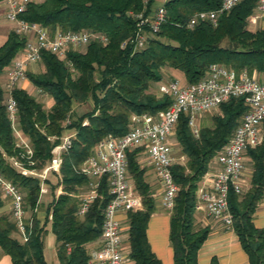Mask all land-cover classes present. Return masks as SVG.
<instances>
[{"label": "trees", "instance_id": "1", "mask_svg": "<svg viewBox=\"0 0 264 264\" xmlns=\"http://www.w3.org/2000/svg\"><path fill=\"white\" fill-rule=\"evenodd\" d=\"M218 2L166 1L164 22L140 49H133L129 42L136 30L133 15L147 12L153 0H148L145 5L141 0L26 2L24 10L17 15L22 20L37 22L51 31L56 28L62 31L85 29L102 34L106 41L90 40L81 51L66 50L63 58L41 51L42 72H26L25 77L36 90L52 99L48 110L24 89L15 87L12 90L16 126L31 147L33 167H41L49 158V150L58 142L63 129L74 130L68 150L61 155L60 178L55 184L46 180L50 192L56 185L61 189L56 195L52 193L42 220L35 214L39 180L20 174L6 158L15 156L25 161L20 157L22 150L14 145L0 86V174L19 188L23 207L29 212L25 238L21 241L14 236L18 232L9 214L0 213V250L9 256L11 264H47L42 251L47 230L54 236L58 264H87V250L92 243L97 245L102 212L109 196L102 178L98 196L82 215H78L76 195L86 188L88 178L76 173L75 167L105 135L123 134L128 129L130 115L154 113L168 106L167 95L156 99L147 92L151 83L161 81L165 68L181 72L186 84L201 78L211 63L222 64L234 71L244 69L249 76L264 74V16L260 26L254 30L247 28L254 0L240 1L217 16L214 25L203 21L192 27L186 26L194 12L215 9ZM24 42V36L8 31L0 45V73ZM87 99L91 100V109L63 124L68 120L71 103ZM218 108V114L210 118L211 125L200 127L196 138L184 115L179 116L173 128L179 153L185 157V164L171 166L177 186L169 210L168 228L173 264H197V250L208 233L206 227L195 228L193 223L197 183L247 107L241 98H231ZM52 136L55 138L52 141L47 139ZM246 153L252 167L249 187L243 194L228 193L231 228L247 256V264H264V228L255 227L251 220L264 189V124L261 142L248 148ZM137 154V149L127 152V170L141 196L142 210L125 213L127 258L133 264H161L146 240V223L155 203L149 195V185L143 179L144 170L138 166ZM209 264L219 263L212 256Z\"/></svg>", "mask_w": 264, "mask_h": 264}, {"label": "built area", "instance_id": "2", "mask_svg": "<svg viewBox=\"0 0 264 264\" xmlns=\"http://www.w3.org/2000/svg\"><path fill=\"white\" fill-rule=\"evenodd\" d=\"M28 0H2L4 18L12 24V30L25 37L24 45L11 59L5 69L3 83V104L10 120L14 145L22 150L21 161L15 156L6 157L9 164L22 175L39 180V196L46 193L49 176L60 178L61 155L65 153L74 134L60 136L49 150V158L41 167H33L32 150L26 137L16 127V105L12 90L25 80L27 67L40 60L41 51H47L63 58L68 49L77 50L90 40L104 43L106 38L85 29L53 31L37 22L22 20L17 15L24 10ZM148 0H141L145 5ZM168 0H153L145 13L133 15L135 35L129 40L133 49L144 47L147 40L158 31L165 19L164 3ZM242 0H219L212 10L194 12L186 21L187 27L198 22L215 24L217 16L229 11ZM254 7L247 20L260 22L264 16V0H254ZM124 42L121 44V46ZM157 93L167 95L169 104L154 113L132 114L128 129L121 135H105L91 148L89 155L75 167V172L88 178L85 189L76 197L79 199L77 214L82 215L89 203L98 196L102 178L105 179L109 196L104 209L97 245L87 250V264H122L127 259V234L123 227L127 211L142 210L141 196L135 190L127 170V152L137 149L145 154L147 164L152 168L158 187L154 198L159 206L171 210L177 186L173 181L171 166L184 162V155L173 156L169 142L173 128L180 115L186 118L193 137H198L196 117L219 107L231 98H241L246 111L233 129L227 141L216 151V168L206 174V181L197 185L194 210L202 211L224 227H231L232 215L228 207V193L240 194L243 190L244 165L242 154L261 142L264 124V81L255 75L249 76L244 69L234 71L222 64L211 63L201 78L193 83H181L176 78L160 82ZM50 141L55 139L48 137ZM139 154H137L138 156ZM26 164V165H24ZM60 192V187L57 193ZM38 196V197H39ZM0 197L7 201L10 219L24 240L28 216L23 207V195L19 188L0 174ZM123 214V219L120 218ZM126 224V223H125ZM125 229V230H124Z\"/></svg>", "mask_w": 264, "mask_h": 264}, {"label": "crops", "instance_id": "3", "mask_svg": "<svg viewBox=\"0 0 264 264\" xmlns=\"http://www.w3.org/2000/svg\"><path fill=\"white\" fill-rule=\"evenodd\" d=\"M0 5H2L1 1H0ZM4 19H5L4 16L0 14V45L4 42L6 35L10 30L9 27L10 23L8 21H4ZM33 65L34 64H31L27 68L31 69ZM164 70L169 72L167 74L169 76H172V78L174 77L177 79V77L180 75V77L183 79L182 73L177 70L170 68H165ZM257 77L261 81H264V74H258ZM5 79H6V73L4 80ZM25 80L21 81L17 87L27 91L28 86L25 84L26 83L24 82ZM181 80L179 79L181 83H185L182 82ZM4 82L5 81H3L0 84V86H3ZM160 82H158V84ZM242 160L244 165L243 189L244 188L247 189L249 187L252 167H251L250 158L248 157L246 150L242 154ZM212 165L213 166L207 169L206 174L208 173L209 175L210 172L213 171L214 167L216 166V163L213 162ZM151 172H152V181L155 182L157 189L158 184L152 168H151ZM206 179L207 176L202 175L197 185L202 182H207ZM46 193H48L50 198L52 197V192H50L48 186ZM154 201H156L154 211L150 214L148 221L146 223V228H145L146 240L148 242L151 252L160 260L161 264H173L172 251L168 242L169 210H165L161 206H159L157 198H155ZM2 202L3 205L0 208V213L9 214L7 201L2 199ZM36 216L39 218L38 213L36 214ZM119 217L123 219V214H120ZM251 220L255 227L264 228V189H263L262 197L255 205ZM123 223H124L123 225H126L124 220ZM193 223L195 228L206 227L208 229V233L205 240L202 242L199 249L197 250V258H196L197 264H209V260L212 256L216 258L219 264H247V256L245 252L242 250L240 243L231 227L228 228L224 227L218 221L207 216L202 211L193 212ZM125 227H127V225ZM46 228L48 229V226H46ZM47 233H49L50 235V239L52 240L53 248H54V236L52 235L51 232H49V230H47L46 234ZM89 246L90 247L93 246V243ZM126 253H127V249H126ZM0 264H11L9 256L4 254L1 250H0ZM50 264H58L57 259H55V262L53 261ZM122 264H133V263L131 260L127 258Z\"/></svg>", "mask_w": 264, "mask_h": 264}, {"label": "rangeland", "instance_id": "4", "mask_svg": "<svg viewBox=\"0 0 264 264\" xmlns=\"http://www.w3.org/2000/svg\"><path fill=\"white\" fill-rule=\"evenodd\" d=\"M0 14L4 16V7L2 5H0ZM4 21H7V20L4 19ZM260 25H261V21L260 22L256 21V22H253V23H251L249 21L247 22V28L249 30H254L255 28H257ZM9 27H10V30H12V24L11 23H10ZM83 48L84 47H80L77 50L81 51V50H83ZM42 70H43L42 64H41V62L38 61L37 63H35L32 66L31 69H27L26 72H30V73H34L35 74V73L42 72ZM167 73H169V72H167L165 70L162 71V73H161L162 74V79H161L162 81L161 82H165V81H168L169 79H172V76H169ZM255 76H256V78H258L256 74H255ZM176 77H177V75H176ZM4 78H5V69H4V71H2L0 73V84L3 81H5ZM179 79L180 80L182 79L180 77V75L177 77V80H179ZM181 81L185 82L184 78ZM24 82H26L25 84L28 86L26 92L29 93L30 95H32L35 98V100L38 101L41 104V106H42V108L44 110H48V108L51 106L50 104H51L52 99L47 94L41 93L38 90H36L30 84V82L27 80V78H26V80ZM157 85H158V82L157 83H151L150 87L147 89V92L152 94L156 99H160L161 96L157 93ZM91 107H92V103H91L90 99H87L84 102H75V101H73L71 103V106H70V110L71 111H70V114L68 116V120L66 121V123H63V124H65V125L68 124L69 121H71L74 118V116H78L81 113L90 110ZM218 112H219V108L217 107L215 109L209 110V111L197 116L196 120H195L197 127L200 129V127L210 126L211 125V120H210L211 116H213L215 114H218ZM173 132H174V129H173ZM67 134H74V130L72 128L63 129V131L61 133V136H64V135H67ZM169 142L171 143L172 148H173V156L174 157H178L180 155V153H179V150H178L179 147L177 146L176 141H175L174 133L170 136ZM138 154L139 155L136 158L138 166L140 168H143V170H144L143 179L149 185V191H150L149 195H150L151 198L155 199L153 195H155L154 193L156 191V184H155L154 181H152L151 168H150L149 164H147V162L145 160V154H143V152H139ZM184 162H185V159H184ZM184 162L183 163L176 162L174 164L183 165V164H185ZM213 162H215L214 156L209 160V162L207 164V169H209L211 166H213L212 165ZM215 168H216V166L214 167V169ZM184 172L187 173L188 169L185 168ZM47 181L50 182L51 184H55L57 182V180L53 176H49ZM59 187H60L59 185L58 186L56 185V188L52 192L53 195L57 194L56 191L58 190ZM60 189H61V187H60ZM245 190H246V188H244L241 191L240 194H243L245 192ZM80 193H81V191H80ZM50 199L51 198L49 197L48 193H44V194H42V195H40L38 197V205H37V208L35 210V214L38 213L40 220H42L44 215H45V208H46V205L48 204V202L50 201ZM154 203L156 204V201H154ZM2 205H3V202H2ZM26 215L27 216L29 215L28 210H26ZM47 226H48V224H47ZM125 226L126 225H124L123 227H125ZM125 229H126V227H125ZM14 236L17 237V239L19 241H21V238H20V236L18 234H14ZM42 251H43V257H44V260L46 261V263L50 264L53 261L55 262V259H56L55 258V251H54L53 243H52V240L50 239L49 233H47L44 236V238H43Z\"/></svg>", "mask_w": 264, "mask_h": 264}]
</instances>
